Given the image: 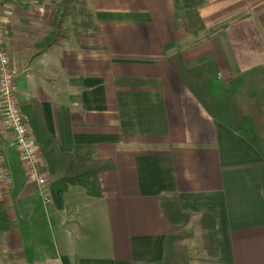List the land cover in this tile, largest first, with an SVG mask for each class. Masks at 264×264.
I'll use <instances>...</instances> for the list:
<instances>
[{"label": "crops", "instance_id": "1", "mask_svg": "<svg viewBox=\"0 0 264 264\" xmlns=\"http://www.w3.org/2000/svg\"><path fill=\"white\" fill-rule=\"evenodd\" d=\"M84 1L100 36L70 35L41 54L61 0H0V24L20 104L39 102L61 153L115 170L100 174L99 198L71 186L61 209L45 204L0 115L6 167L11 157L21 168L7 167L11 184L0 183L10 222L0 264H163L175 231L164 198L191 215L187 229L204 214L217 222V259L199 250L190 264H264V157L206 108L232 117L223 91L211 81L196 95L170 62L215 63L213 85L240 80L234 111L254 117L264 98V0H206L198 35L175 23L173 0ZM262 114L250 121L264 141Z\"/></svg>", "mask_w": 264, "mask_h": 264}, {"label": "trees", "instance_id": "2", "mask_svg": "<svg viewBox=\"0 0 264 264\" xmlns=\"http://www.w3.org/2000/svg\"><path fill=\"white\" fill-rule=\"evenodd\" d=\"M173 2V18L176 24L182 22L184 30L193 35H198L204 30L199 8L206 3V0H173ZM67 23H69V26ZM52 27V31L36 45L39 54L50 51L62 41L69 39L70 35H73L78 42L100 36V29L96 25L92 13L84 0H61L59 9L53 19ZM170 62L177 67L182 78L196 95L200 91H203V87L205 89L208 88V83L209 86L212 85L213 89L223 91L225 103L228 105L226 108L232 113V117L227 118V115L223 114L225 111L224 108L218 113L216 111L217 106H210L207 101H204L206 108L216 120L221 121L230 127V129L236 131L264 157V141L260 138L259 133L255 132L252 124L256 118L255 115H260V118L263 116L264 98H258V101H254V106L256 104L254 117L251 115L245 117L240 116L239 113L234 111L238 110L234 95V85L240 82V80L230 83L227 87L219 84L213 85V82L217 78V67L215 63L210 62L196 69H186L181 57L178 55L172 57ZM259 72L262 73L261 70ZM255 96L252 95L251 98ZM20 108L28 117V124L39 146L41 161L47 172L51 197L54 204L59 209L63 207L64 196L71 186L82 187L89 196L101 197L99 176L102 173L114 171V163L110 160L77 162L72 156L61 153L54 137L49 133L45 125L39 102L36 100L25 102L20 104ZM257 111L258 113H256ZM237 116L239 117L237 118ZM162 208L170 225L175 230L166 237L163 264H190L188 255L189 248L185 242L193 239V235L186 230V227L191 222V215L182 213L176 198H164L162 200ZM199 224L202 234L201 245L203 252L207 257L217 259V222L214 216L211 214L200 216ZM9 230L10 222L6 204L0 201V234H5Z\"/></svg>", "mask_w": 264, "mask_h": 264}, {"label": "built area", "instance_id": "3", "mask_svg": "<svg viewBox=\"0 0 264 264\" xmlns=\"http://www.w3.org/2000/svg\"><path fill=\"white\" fill-rule=\"evenodd\" d=\"M0 115L10 126L15 136L16 150L25 169L28 181L33 184L45 204L52 203L47 172L40 157V149L33 137L28 117L21 111L17 98L16 77L6 50V39L0 24ZM0 181L10 186L11 177L1 151L0 136Z\"/></svg>", "mask_w": 264, "mask_h": 264}, {"label": "rangeland", "instance_id": "4", "mask_svg": "<svg viewBox=\"0 0 264 264\" xmlns=\"http://www.w3.org/2000/svg\"><path fill=\"white\" fill-rule=\"evenodd\" d=\"M59 6H60V4L57 5V9L59 8ZM67 25L69 26V23H67ZM70 34H71V32H70ZM8 159H9V164L7 167H9V168L13 167V169L20 172L21 168H20L17 160H15L14 158H11V157H9ZM0 183H1V181H0ZM187 231L193 235V239L185 242L187 247L189 248L188 249V255H189V260H190L191 256L195 255L194 252L199 251V250L203 252V247L201 245L202 234H201V230H200L199 225L189 227V229H187ZM197 254L199 255L200 253L198 252Z\"/></svg>", "mask_w": 264, "mask_h": 264}]
</instances>
